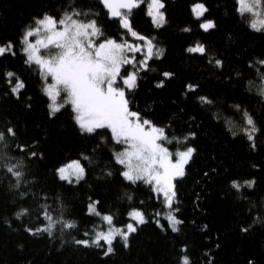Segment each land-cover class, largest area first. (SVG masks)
I'll return each mask as SVG.
<instances>
[{
  "label": "snow or ice",
  "instance_id": "6c2138e0",
  "mask_svg": "<svg viewBox=\"0 0 264 264\" xmlns=\"http://www.w3.org/2000/svg\"><path fill=\"white\" fill-rule=\"evenodd\" d=\"M144 4L145 0H96L93 7L82 8L77 0H68L67 5L56 6L60 9L57 13L43 7L31 15L18 36L22 44L19 51L25 57L23 62L33 66L32 71L38 72L40 90L47 97L46 118L55 120L59 112L69 106L70 120L77 137L91 143V148L85 144L83 150L72 158L49 169L52 178L61 186L76 185L87 178L88 166L103 161L96 175L111 178L121 185L125 182L131 185L143 182L161 201L164 210L154 209L151 217L142 207H129L123 213L125 222L117 225L114 222L115 209L101 211L98 207L99 197H89L84 213L98 217L99 221L79 229L81 235H70L69 239L75 245L100 248L99 255L103 257L116 252L114 241L117 237L123 248L128 249L131 235L137 233L149 219L162 232L166 233L169 229L173 233L180 231L183 219L178 215V208L174 207V203L179 202L177 181L187 175L188 167L198 152L190 139L195 138L198 131L187 130L182 134L170 135L169 129H173L175 124L171 116L165 122L158 123L152 115L146 114L145 109L133 107L134 97L131 93L138 89L142 71L152 67V58H161L166 54V45L155 32L145 34L133 24V10L144 7ZM234 6L248 28L264 31V0H234ZM187 7L191 16L198 20V28L202 32L207 33L217 27L215 17L207 15L209 6L206 0H192ZM145 13L156 29L169 23L167 0H146ZM246 14L250 16L249 19H245ZM110 24L117 25L115 35L108 34ZM179 30L188 33L192 27L184 24ZM231 36L229 32L228 37ZM52 48L55 51L49 52ZM182 51L186 55L205 57L214 70H225V54L210 49V45L199 38L183 45ZM4 55H16V45L12 39L0 42V56ZM246 63L256 70L259 78L254 86L258 93L256 102L264 104V71H261L264 56H254ZM175 75L174 71L164 69L160 72L161 78L154 80L153 84L161 88L168 78ZM3 78L7 88L4 95L19 99L21 90L26 87L25 78L11 69L3 72ZM235 78H243L240 70H232L229 75L223 76L228 82ZM183 89L181 96L198 92L196 102L209 111L215 121L222 120L225 108L235 110L241 122L237 124L231 116H227L222 120V127L232 137L243 134L248 146L253 151L258 149L259 135L264 133V112L257 113L247 103L235 98L225 97L221 101L219 95L200 92V84L192 79L184 82ZM244 89L251 99L253 81L248 80ZM28 98L31 99V93ZM152 103L149 102L146 108H150ZM172 103L182 101L173 97ZM31 107L30 103L25 105L27 109ZM178 110L184 111L183 108ZM189 120H195V117L190 116ZM52 135L44 131L42 139H24L13 118L0 114V180H8L7 185H0V193L15 209L11 212L12 217L30 218L35 223V226L23 223L27 233H46L51 243L58 226L61 243H64L65 234L78 229V219L64 202L60 188L53 190L47 179L37 174V164L45 157L42 140L46 141ZM171 141L178 145L174 151L166 144ZM105 156L108 159L105 160ZM252 167L260 169L261 165L253 163ZM217 170L215 167L211 169L212 172ZM203 176L209 177L207 168ZM225 179L226 191L234 193L233 203L245 205L235 214L239 216L243 212L251 217V222L238 224L239 232L246 234L253 230L254 225H264V189L257 185L256 177L240 179L226 175ZM125 196L129 202L134 201L131 192L125 190L121 198ZM200 199L197 193L194 198L197 208L200 207ZM162 217L167 225L162 222ZM4 223L11 226L12 220L5 218ZM201 228L207 229L208 224L204 223ZM216 247H219L218 243ZM178 248L185 253L188 244L180 243ZM204 251L208 252V249ZM208 259L209 262L212 260L210 254ZM177 264H190V256L180 254ZM247 264H256V261L249 257Z\"/></svg>",
  "mask_w": 264,
  "mask_h": 264
},
{
  "label": "trees",
  "instance_id": "16d2710c",
  "mask_svg": "<svg viewBox=\"0 0 264 264\" xmlns=\"http://www.w3.org/2000/svg\"><path fill=\"white\" fill-rule=\"evenodd\" d=\"M95 2L96 0H77L82 8L93 7ZM191 2L192 0H167L169 23L161 29H156L146 15V0L144 7L133 10L132 17L133 24L139 31L149 35L155 32L166 45L165 56L152 58V67L142 71L139 87L131 93L134 97L133 107L145 109L146 114L152 115L158 123L165 122L171 116L175 124L173 129H169L170 135L182 134L187 130L198 131L195 138H190L198 152L188 167L187 175L177 181L179 202L174 203V207L178 208V215L182 217L183 223L179 226V232L173 233L169 229L165 233L149 219L137 233L131 235L128 249L123 248L117 237L114 241L116 252L103 257L99 255L100 248L94 245H75L69 239L70 235H81L79 229L99 220L94 215L84 213L89 197H99L98 207L101 211L115 209L114 222L117 225L125 222L123 213L129 207H142L151 217L154 209L164 210L161 201L155 198L150 187L143 182H137L136 185L125 182L121 185L111 178L96 175L101 170L103 161L95 166H88L87 178L76 185L61 186L52 178L49 169L72 158L83 150L85 144L91 148V143L77 137L70 120L69 106H65L55 120L46 118L47 97L40 90L38 72L32 71L33 66L23 62L25 57L19 51L22 44L18 36L31 15L43 7L57 13L60 9L56 6L67 5L68 0H0V42L12 39L16 45L15 56H0V114L13 118L24 139H42L44 131L53 133L50 139L42 140L45 157L37 164V174L46 178L53 190L60 188L64 202L70 206L71 214L79 222L78 229L65 234L64 243H61L57 226L55 239H51L49 243L50 238L46 233L29 234L24 230L23 223L31 226H35V223L30 218L12 217L11 212L15 209L0 193V264H177L180 254L189 255L190 264H247L249 257H253L256 264H264V225L256 224L252 231L240 233L238 224L251 222V217L243 212L239 216L235 214L245 205L234 204V193H228L225 189L226 175L228 178L240 179L255 176L257 185L264 189V133L259 135L258 149L253 151L243 134L238 133L236 137H232L222 127V120L227 116H231L237 124L241 122L235 110L225 108V115L218 122L211 118L209 111L198 105L195 100L198 92L180 95L184 91V82L192 79L200 84V92L219 95L221 101L225 97L235 98L247 103L257 113L264 112V104L256 102L258 93L254 86L259 78L256 70L246 63L254 56H264V31L247 27L235 11L234 0H206L209 6L207 15L215 17L217 27L204 33L198 28V20L191 16L187 7ZM249 18L246 14L245 19ZM101 23H104L103 18ZM184 24H190L192 31L181 32L179 29ZM116 27V24L108 25V34L115 35ZM229 32L232 34L231 38L228 37ZM197 38L209 44L210 49L225 54L227 61L223 72L214 70L213 66L207 64L205 57L199 54L186 55L182 51L183 45ZM7 69L25 78L26 87L21 90L19 99L4 95L7 88L3 72ZM164 69L172 70L176 75L168 78L165 86L156 88L153 81L161 78L160 72ZM232 70H240L243 78L225 81L223 76L229 75ZM248 80L253 81L251 99L244 89ZM29 93L31 99L28 98ZM173 97L182 103L173 104ZM149 102H153L152 106L146 108ZM29 103L32 107L25 108ZM179 108L184 111L180 112ZM190 116H194L195 120H189ZM166 144L172 150L178 146L175 141ZM104 159L108 157L105 156ZM253 163L260 164L261 168H253ZM214 167L218 169L217 172L211 171ZM205 168L209 170L210 179L203 176ZM7 183V179L0 180V185ZM125 190L133 194L134 201L129 202L126 196L121 198ZM222 192L224 195H221ZM197 193L201 197L198 201L199 208L194 203ZM5 218L12 220L11 226L4 223ZM161 219L167 225L166 220L163 217ZM204 223L208 224L207 229L201 228ZM180 243L188 244L185 253L180 252ZM217 243L219 247H216ZM204 249H208V252ZM209 254L212 257L210 262Z\"/></svg>",
  "mask_w": 264,
  "mask_h": 264
},
{
  "label": "rangeland",
  "instance_id": "374dc122",
  "mask_svg": "<svg viewBox=\"0 0 264 264\" xmlns=\"http://www.w3.org/2000/svg\"><path fill=\"white\" fill-rule=\"evenodd\" d=\"M32 38H34V37H32ZM42 51H44V50H42ZM49 52H52V51H55V49L54 48H52V49H49L48 50ZM168 146V145H167ZM121 147H123V145L121 146ZM174 151V150H173ZM99 221V220H98Z\"/></svg>",
  "mask_w": 264,
  "mask_h": 264
}]
</instances>
